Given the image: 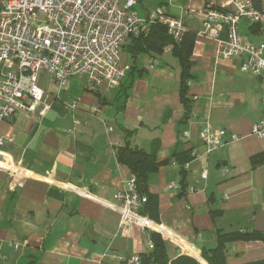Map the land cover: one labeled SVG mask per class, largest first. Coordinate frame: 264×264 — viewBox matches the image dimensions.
<instances>
[{
  "label": "crops",
  "instance_id": "crops-1",
  "mask_svg": "<svg viewBox=\"0 0 264 264\" xmlns=\"http://www.w3.org/2000/svg\"><path fill=\"white\" fill-rule=\"evenodd\" d=\"M206 1L168 0L175 12L164 3L155 9L181 18L185 30L196 33L189 113L180 99V66L172 47L133 58L127 40L120 52L124 77L118 87L102 84L92 90L85 75H76L60 88L41 73L43 113H16L0 124L15 170H0V264H130L149 251L152 233L161 236L170 260L186 255L207 264L201 251L215 246L218 230L264 236V162H250L264 154V137L252 134L264 120V82L242 72L240 59L223 58L214 42L199 35ZM249 25L242 18L239 33L261 37L251 42L264 46V33L255 34ZM9 70H15L14 64L0 61V78ZM206 127L226 131L210 152L197 138ZM126 131L132 132L134 147L150 151L157 145L159 167L149 175L148 189L158 198V220L147 217L145 229L123 226L116 211L98 202L119 205L116 194L132 178L115 157ZM184 132L192 140L186 142ZM231 135L238 139L231 141ZM191 148L196 156L186 163L187 190L181 194L173 154ZM71 187L86 189L93 199ZM225 261L264 264V240L229 242Z\"/></svg>",
  "mask_w": 264,
  "mask_h": 264
},
{
  "label": "built area",
  "instance_id": "built-area-1",
  "mask_svg": "<svg viewBox=\"0 0 264 264\" xmlns=\"http://www.w3.org/2000/svg\"><path fill=\"white\" fill-rule=\"evenodd\" d=\"M139 1L0 0V61L15 66L14 71L9 70L0 78V124L16 113H43L46 105L39 85L41 73L54 79L60 88L76 75H85L92 90L102 84L118 87L124 77V70L119 67L121 49L130 36L138 35L149 22L164 24L174 41L181 39L185 31L181 18L168 16L160 9L139 17L134 10ZM254 2L260 7H255ZM242 18L264 26V0H209L201 12L199 35L214 42L223 58L240 59L242 72L264 82V46L242 39L238 28ZM71 107L75 108L76 103ZM252 134L264 137V120L253 126ZM182 135L186 142L192 140L189 132ZM225 137L224 129L212 131L210 127L197 136L206 152L220 146ZM237 139L236 135L230 137L231 141ZM7 142L0 136V170L14 173L10 154L4 149ZM191 155L196 156L194 148ZM201 177H205V172ZM70 190L93 199L86 189ZM116 198L119 205L98 202L116 211L123 226L134 223L142 229L149 227L148 218L138 212L146 197L136 192L133 178ZM152 247L150 242L148 248ZM138 263V256L130 261Z\"/></svg>",
  "mask_w": 264,
  "mask_h": 264
},
{
  "label": "trees",
  "instance_id": "trees-1",
  "mask_svg": "<svg viewBox=\"0 0 264 264\" xmlns=\"http://www.w3.org/2000/svg\"><path fill=\"white\" fill-rule=\"evenodd\" d=\"M208 1L209 0H207L204 5H206ZM254 3L255 7H260L257 2ZM263 27V25L255 22H250L249 25V29H253L255 34H262L264 31ZM195 38V32L185 30L181 39L176 42L168 35L166 26L158 21L152 23L149 22V24L140 28L138 35L130 36L128 38V40H130V43L128 44L130 47L129 52L133 58L142 52L148 51L160 54L165 47H172V53L177 58L180 66V99L186 107L187 113L190 112V100L187 97L188 81L193 78L190 72V55ZM125 133L126 138L124 143L119 146L115 152L116 160L130 170L136 192L139 195L146 197V202L140 206L138 212L157 222L158 198L156 195L149 193L148 189V177L150 174L156 172L159 167V163L156 160L157 145L154 144L150 151L139 149L130 144L132 132L126 131ZM173 158L179 165V174L181 176L179 184L181 187V194H184L187 190V184L185 181L187 174L186 163L193 158L191 155V149L174 153ZM250 162L252 166L264 162V154L261 153L254 155L251 157ZM252 238H262L264 240V236L256 232L224 233L218 230L215 246L212 248H203L201 251V258L207 264H226L227 244L236 240H250ZM151 241L153 244L152 249L139 254L138 264H200L196 259L186 255H180L175 259L170 260L166 253L164 241L157 233L151 234ZM28 262V264H34L35 260H30Z\"/></svg>",
  "mask_w": 264,
  "mask_h": 264
},
{
  "label": "rangeland",
  "instance_id": "rangeland-1",
  "mask_svg": "<svg viewBox=\"0 0 264 264\" xmlns=\"http://www.w3.org/2000/svg\"><path fill=\"white\" fill-rule=\"evenodd\" d=\"M182 2H184V0H174V4H182ZM161 3H164L165 5L169 6L170 12L176 11L175 5H171L170 3H168V0H144L143 3L135 6L134 10H135L136 14H138V16H140V15L143 16L146 13L147 9L148 10H153V9L155 10L156 7L159 6ZM143 5L145 7H143ZM241 36H242V39L250 40V41H254V42H260L263 40L261 37L253 38L250 35L243 34L242 32H241Z\"/></svg>",
  "mask_w": 264,
  "mask_h": 264
}]
</instances>
